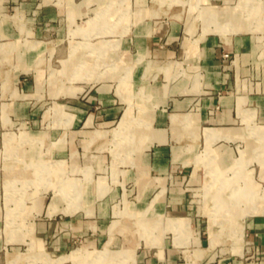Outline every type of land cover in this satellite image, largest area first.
<instances>
[{
	"label": "crops",
	"instance_id": "0c3cea01",
	"mask_svg": "<svg viewBox=\"0 0 264 264\" xmlns=\"http://www.w3.org/2000/svg\"><path fill=\"white\" fill-rule=\"evenodd\" d=\"M108 1L62 2L71 21L69 34L76 25L92 21L83 35L76 32L71 39L94 36L95 12ZM194 1L204 5L217 20L229 19L238 28L202 31L203 19L194 17L192 0H126L118 7L113 5L103 18L111 28L101 37L118 38L115 53L120 67L96 80L74 79L71 83L79 88L70 94L58 91L63 79L60 73H48L53 67L47 60L52 47L48 45L46 25L58 20V8L44 0H0V139L4 131L23 126L45 133L44 145L26 146L25 157L41 156L43 151L55 158L88 152L89 159L83 166L78 167L74 160L70 164L82 171L83 177L77 178L90 179L82 192V206L70 213L47 214L50 192L44 205L35 199L38 212L24 207L31 232L47 252L64 254L62 251L75 238H95L94 233L112 219L114 199L127 194L132 199L122 201L145 208L147 216H179L171 218L173 227H189L191 231L189 236L182 234L183 242H178L174 231L167 229L159 245L142 243L135 264H264V213L243 217L240 252H231L228 247L215 251L213 246L201 249L194 260L188 256L195 243H207V233L206 219L197 214L187 185L197 178V171L203 170L202 162L222 169L216 161L211 164L216 154L208 146V158L195 163L194 160L200 161L195 155L211 139L209 144L219 152L222 163H230L238 155V147H242L244 164L249 154L257 152V146H263L264 140V29L245 28L248 18L235 7L237 0ZM262 6L264 10V0ZM127 7L132 15H141L124 30L131 16L122 14L120 20L117 16ZM83 13L85 17L77 23L76 17ZM190 21L192 27L188 30ZM55 50L60 52V47ZM84 50L77 46L73 56L66 60L68 68L84 55ZM43 52L47 54L45 60ZM68 52L69 42L66 54H57L56 69L62 67ZM169 62L183 66L185 72L164 71L163 66ZM124 70H128V76L122 92L133 93L134 101H143L144 106L139 111L134 107V113L139 112L149 121L150 136L148 144L139 151L136 165L118 160L117 164L122 166L116 168V175H112L111 168V175L106 177L99 173L105 164L99 147L127 105L118 89L117 76ZM142 96L146 97L141 99ZM54 102L61 111L55 116L51 108ZM253 123L262 126L256 129ZM96 129L106 131L104 138L92 139ZM249 131L254 136L247 135ZM255 138L262 144L257 145ZM250 163L257 173L258 165ZM91 179L99 180L106 188L98 194ZM63 205L62 202L60 206ZM194 233L195 243L189 241Z\"/></svg>",
	"mask_w": 264,
	"mask_h": 264
},
{
	"label": "rangeland",
	"instance_id": "374dc122",
	"mask_svg": "<svg viewBox=\"0 0 264 264\" xmlns=\"http://www.w3.org/2000/svg\"><path fill=\"white\" fill-rule=\"evenodd\" d=\"M44 1L52 2L58 8V20L53 19L46 25L48 45L52 47V51L48 53L47 60L49 65L53 67L49 68L48 73L49 75L60 73L63 77L58 85V91L74 93L75 89L79 88V86L71 83L74 79L96 80L102 78L112 68L120 67L121 62L115 53L118 38L106 39L101 36L107 32L106 30L111 28L103 22L104 15H106L111 6L115 5L118 7L126 0H109L105 7L96 10V25L93 23L96 27L95 31L93 30L94 36H84L81 40L71 39V34L77 32L83 35L92 24V21L87 20L84 24L76 25L70 29L71 34H69L68 28L71 26V21L67 18L66 5L62 3L64 0ZM190 7L195 11L194 17H202V31L212 29L222 32L224 29L225 32L238 28L237 24L233 23L232 25L229 19L226 21L217 20L214 15L210 14V10L205 8L204 5H199L194 0H192ZM235 7H238L243 15L248 18L247 24L244 25L246 29H264L262 25L264 20L262 0H237ZM129 11L128 7L123 8V11L117 16V20H120V17L123 16L122 14L129 13ZM129 14L131 18L125 24V29L123 27L124 30L127 29L134 19L141 15V13L132 15L131 12ZM84 17L85 13L76 17V22L80 23L79 21ZM57 26L58 30H56ZM191 27L192 22L190 21L187 24V29L190 30ZM95 37L97 38L94 39ZM92 38L95 41H92ZM68 42V55L62 60V67L56 69L55 67L59 66L56 60L57 54L60 53V56L61 54H66ZM77 46L85 49L84 55L82 54L73 66L68 68L66 60L68 57L73 56ZM57 47H60V52L55 50ZM42 54L45 60L47 54L46 52ZM90 55L92 58L89 59ZM105 59L108 60L105 61ZM163 69L166 72H169L170 69L174 70L175 73L185 72L183 66L178 63L175 65L171 62L164 65ZM127 76L128 70H124L123 74L117 76L119 78L118 89L123 94V99L127 102V105L117 123L111 128L112 133L109 132L104 138L106 131L96 129L92 135V139L95 137L104 138L99 149L102 150L101 153L105 164L103 163L104 166L99 173L105 174L106 177L111 175V168L112 175H116V168L120 166L117 164L118 160L136 165L139 151L148 144L147 137L150 136L149 121L139 112L137 114L134 113V107H137L136 110L139 111L144 106L143 101H134L133 93L129 92L126 94V92H122L125 90ZM145 97L142 96L140 98L144 99ZM51 108L54 116L61 112L59 105L55 102L51 105ZM4 123L6 125L9 124V120H4ZM253 124L256 129H260L262 126ZM247 135L254 136L250 131ZM44 138V132H33L26 130L23 126H18L15 131H4L2 140L0 139V264H135V259L137 260L136 252L142 246V243L159 245L165 230H173L178 242L181 241V236H185V234L189 236L191 234L189 227L188 229L173 227L171 218L179 216L156 214L154 217H149L145 214V208L138 209L128 205L126 200L123 202V198L132 199L129 195L124 194L120 198L117 196L114 199V212L110 216L112 219L108 225L94 233L95 238L88 239V237L83 238L81 236L75 238L62 251L66 252L64 254L58 255V253L47 252L31 232L30 225L25 220L24 207L28 206L27 210L38 212L40 208L36 206L35 199H40L41 204L44 205L51 192L50 199L46 205V213L51 214L56 211L70 213L82 206V192L86 186L85 182L87 180L90 181V179L77 178L83 177L82 171L73 169V165H70L74 160L75 165L78 167L83 166L84 162L89 159L86 151L64 156L63 158H55L48 151H43L42 157L40 155L34 156L35 154H29V156L25 157L26 146L33 147V144L44 145ZM59 140L62 141L61 136ZM210 141L211 139L206 142L201 152L195 155L200 161L194 160V162L199 163L207 158L205 147L208 146L216 154L213 162L216 161L218 167H222V169H215L210 164L202 162L203 170L197 171V178L187 185L191 203L195 206L197 214L206 219L205 231L207 233V243L204 246H199L194 242V238L197 240L195 233L192 234V237L190 236L189 241L192 239L195 243L188 254L192 260L199 255L201 249L204 251V249L212 248L213 246L215 251L217 248L225 250L228 247L231 252H240L242 247L243 217L248 214L264 213L261 210H248L255 203H258L260 207L264 206V140L262 144L256 139L257 145L261 143L263 146H257V152L255 151L256 153L254 152V154L253 152L249 155L246 154L248 159L244 164L242 162L243 169L240 174L237 171L233 172L232 168L235 166V160L239 157L240 149L243 148L238 147V155L233 157L230 163L224 164L219 159V152L210 146ZM39 150H42V148H39ZM110 159L113 162L112 167ZM251 161L258 165L257 173L256 167L250 163ZM213 162L212 164H214ZM93 172L94 170L92 174ZM91 180L96 185L98 194L99 191L101 192L106 188L104 183L99 182V180ZM112 180H115V178ZM62 202L64 205L60 206ZM85 211L87 213L88 209H85ZM208 214L215 221L213 222V228L216 232V237L212 245L208 244ZM108 236L111 238L105 242ZM185 241L187 240L185 239ZM69 249L71 250L69 251Z\"/></svg>",
	"mask_w": 264,
	"mask_h": 264
},
{
	"label": "bare ground",
	"instance_id": "6f19581e",
	"mask_svg": "<svg viewBox=\"0 0 264 264\" xmlns=\"http://www.w3.org/2000/svg\"><path fill=\"white\" fill-rule=\"evenodd\" d=\"M208 158V157H207ZM34 160V159H33ZM41 161V160H40ZM43 162V161H42ZM213 162V161H212ZM242 162H243V150L242 149H240V151H239V157L236 159V161H235V166H234V168H232V171L234 172V171H237V173L238 174H240L241 172H242ZM37 163H38V161H37ZM45 163V162H44ZM217 163V162H216ZM212 164V163H211ZM49 165V164H48ZM213 165V164H212ZM211 167V166H210ZM214 167V166H213ZM218 167V166H217ZM219 168V167H218ZM212 170V169H211ZM214 170V169H213ZM220 170V169H219ZM47 172H48V170H47ZM225 172V171H224ZM214 173V172H213ZM236 173V174H237ZM217 174V173H216ZM215 174V175H216ZM214 175V174H213ZM211 176V175H210ZM47 178H49V177H47ZM220 178V177H219ZM35 179V178H34ZM210 179H212V178H210ZM222 179V178H221ZM34 181V180H33ZM210 184V183H209ZM247 191V190H246ZM249 193V192H248ZM216 195V194H215ZM221 195H222V193H221ZM229 195V194H228ZM230 195H231V193H230ZM229 195V196H230ZM238 195V194H237ZM246 196H247V194H246ZM220 198V197H219ZM226 198V197H225ZM237 198V197H236ZM251 198V197H250ZM213 199V198H212ZM229 199H231L230 197H229ZM218 200V199H217ZM251 200V199H250ZM238 201H239V199H238ZM226 202V201H225ZM228 202V201H227ZM234 202V201H233ZM257 202V201H256ZM223 203V202H222ZM221 203V204H222ZM225 204V203H224ZM234 204V203H233ZM214 205V204H213ZM229 206V205H228ZM230 208V207H229ZM233 208V207H232ZM231 208V209H232ZM217 209V208H216ZM237 209V208H236ZM236 209H235V211H236ZM249 211H257V210H261V211H264V206H262V207H260L259 205H258V203H255L254 205H252V206H250V208L248 209ZM219 211V210H218ZM225 211V210H224ZM229 211V210H228ZM227 212V211H226ZM207 219H208V225H207V228H208V230H209V240H210V245H212L213 244V242H214V240H215V230H214V226H213V222H215L214 221V219H213V217L210 215V214H208L207 215ZM223 220V219H222ZM178 222V221H177ZM185 223V222H184ZM185 225V224H184ZM184 225H183V227H184ZM144 227V226H143Z\"/></svg>",
	"mask_w": 264,
	"mask_h": 264
}]
</instances>
